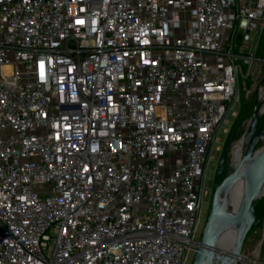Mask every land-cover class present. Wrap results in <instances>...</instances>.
<instances>
[{
    "label": "built area",
    "instance_id": "obj_1",
    "mask_svg": "<svg viewBox=\"0 0 264 264\" xmlns=\"http://www.w3.org/2000/svg\"><path fill=\"white\" fill-rule=\"evenodd\" d=\"M263 27L264 0H0V264H190Z\"/></svg>",
    "mask_w": 264,
    "mask_h": 264
},
{
    "label": "rangeland",
    "instance_id": "obj_2",
    "mask_svg": "<svg viewBox=\"0 0 264 264\" xmlns=\"http://www.w3.org/2000/svg\"><path fill=\"white\" fill-rule=\"evenodd\" d=\"M256 39V48L253 55L259 59H256L250 67L247 65L242 66V73L238 80L239 101L234 113L229 116V121L224 126L225 130L219 135V141L217 143L219 150L214 151L215 158L208 170L210 199L215 184L220 183L226 175L228 176L239 162L233 154V144L242 136L246 126L249 124L254 109L259 114L256 127L261 126V135L264 132V111L259 112L264 105V61H260V59H264V27L258 33ZM234 126L237 127V136L228 142L226 138ZM249 139L251 141V137ZM261 143L260 138L256 140L253 143L252 150H257L261 146ZM224 148L226 149L227 155L225 158V166L223 173L219 177H216L219 158ZM205 209H207V212L208 207ZM255 211L256 217L260 221L248 231L241 250L243 259H238L237 264H264V195L256 202ZM192 259L193 256H191V263Z\"/></svg>",
    "mask_w": 264,
    "mask_h": 264
},
{
    "label": "water",
    "instance_id": "obj_3",
    "mask_svg": "<svg viewBox=\"0 0 264 264\" xmlns=\"http://www.w3.org/2000/svg\"><path fill=\"white\" fill-rule=\"evenodd\" d=\"M258 111L254 109L248 124L249 137H251L247 156L251 154L253 143L260 138L261 126H257ZM226 149L224 148L219 158L216 177L223 173L226 158ZM260 157L254 169V174L249 182L245 185L239 202L253 201L264 188V146L262 147ZM232 186L230 175L218 184H215L208 206L207 216L202 228L199 245L194 252L191 264H213V261L220 260L222 264H237V258L241 255L242 245L245 237L253 225L259 223V218L256 217L254 205L250 212L249 221L242 226L243 217L227 215V209L222 202L224 194H226ZM221 222L223 227L235 228L236 232L233 236L232 248L230 251H221L217 247L219 239L217 225Z\"/></svg>",
    "mask_w": 264,
    "mask_h": 264
},
{
    "label": "bare ground",
    "instance_id": "obj_4",
    "mask_svg": "<svg viewBox=\"0 0 264 264\" xmlns=\"http://www.w3.org/2000/svg\"><path fill=\"white\" fill-rule=\"evenodd\" d=\"M262 111H264V105L263 107H261L259 112ZM260 139L262 141L261 146L257 150L252 151L251 154L247 156L250 145L247 125L242 136L233 144V154L235 155V157H237L239 162L236 164L233 171L229 174L230 180L232 181V186L229 191L224 194L222 202L227 209V215L233 217L240 215L241 217H243L242 226L249 221L252 206L254 205L255 207L258 199H260L264 195L263 188L261 193L253 201L243 203L239 202L245 185L250 181L254 174L257 159L258 157H260L259 154L264 145V132L262 133V135H260ZM217 232L220 239L217 242V247L221 251H230L232 248L233 236L236 232H238V230L236 231L235 228L223 227L220 222L217 225ZM236 258L237 260L243 259V256L239 255ZM213 264H222V261L215 260L213 261Z\"/></svg>",
    "mask_w": 264,
    "mask_h": 264
},
{
    "label": "trees",
    "instance_id": "obj_5",
    "mask_svg": "<svg viewBox=\"0 0 264 264\" xmlns=\"http://www.w3.org/2000/svg\"><path fill=\"white\" fill-rule=\"evenodd\" d=\"M236 128H237V127L234 126V128L232 129V131L228 134V136H227V138H226V141L229 142L230 140H233V139L237 136L238 131H237Z\"/></svg>",
    "mask_w": 264,
    "mask_h": 264
}]
</instances>
